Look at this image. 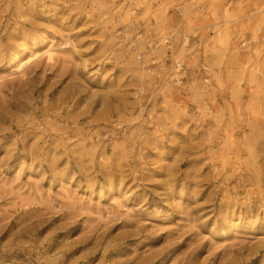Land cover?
<instances>
[{
	"label": "rangeland",
	"instance_id": "374dc122",
	"mask_svg": "<svg viewBox=\"0 0 264 264\" xmlns=\"http://www.w3.org/2000/svg\"><path fill=\"white\" fill-rule=\"evenodd\" d=\"M0 264H264V0H0Z\"/></svg>",
	"mask_w": 264,
	"mask_h": 264
},
{
	"label": "bare ground",
	"instance_id": "6f19581e",
	"mask_svg": "<svg viewBox=\"0 0 264 264\" xmlns=\"http://www.w3.org/2000/svg\"><path fill=\"white\" fill-rule=\"evenodd\" d=\"M54 58H55V50L50 49L45 52V59L47 61H53ZM28 63L29 61H25L19 66V74L21 77H24L26 75V67Z\"/></svg>",
	"mask_w": 264,
	"mask_h": 264
}]
</instances>
